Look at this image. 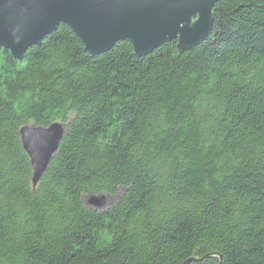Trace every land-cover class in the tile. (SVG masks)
Masks as SVG:
<instances>
[{"label": "trees", "instance_id": "trees-1", "mask_svg": "<svg viewBox=\"0 0 264 264\" xmlns=\"http://www.w3.org/2000/svg\"><path fill=\"white\" fill-rule=\"evenodd\" d=\"M176 43L96 54L62 24L21 62L0 47V264H264V0ZM54 122L33 188L20 130Z\"/></svg>", "mask_w": 264, "mask_h": 264}, {"label": "water", "instance_id": "water-1", "mask_svg": "<svg viewBox=\"0 0 264 264\" xmlns=\"http://www.w3.org/2000/svg\"><path fill=\"white\" fill-rule=\"evenodd\" d=\"M221 0H0V47L21 62L28 48L59 25H67L90 53H103L129 41L137 57L177 41L179 53L193 49L211 34L213 9ZM66 124L26 125L20 136L36 188L57 152ZM105 195L88 197L95 209Z\"/></svg>", "mask_w": 264, "mask_h": 264}, {"label": "rangeland", "instance_id": "rangeland-1", "mask_svg": "<svg viewBox=\"0 0 264 264\" xmlns=\"http://www.w3.org/2000/svg\"><path fill=\"white\" fill-rule=\"evenodd\" d=\"M85 200H86V202H87L88 198L86 197ZM112 200H113V197H109V196H107V198H106V204L111 203Z\"/></svg>", "mask_w": 264, "mask_h": 264}]
</instances>
